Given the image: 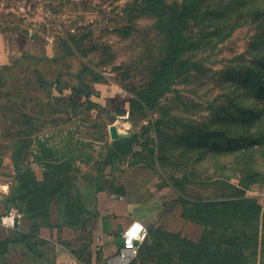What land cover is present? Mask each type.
I'll list each match as a JSON object with an SVG mask.
<instances>
[{
  "label": "rangeland",
  "instance_id": "1",
  "mask_svg": "<svg viewBox=\"0 0 264 264\" xmlns=\"http://www.w3.org/2000/svg\"><path fill=\"white\" fill-rule=\"evenodd\" d=\"M111 125L141 134L136 154L114 156ZM17 139L38 178L46 146L69 187L135 206L150 233L135 264L165 259L152 229L198 260L256 234L241 255L264 264V0H0V190ZM242 201L256 222L217 206Z\"/></svg>",
  "mask_w": 264,
  "mask_h": 264
},
{
  "label": "crops",
  "instance_id": "2",
  "mask_svg": "<svg viewBox=\"0 0 264 264\" xmlns=\"http://www.w3.org/2000/svg\"><path fill=\"white\" fill-rule=\"evenodd\" d=\"M12 156L13 150L10 161L16 174ZM35 177L42 181L44 173L42 178ZM11 191L12 187L0 190V217L6 211L5 199ZM123 199L107 198L102 192H86L75 185L67 186L64 195L56 197L49 205L47 214L28 216L20 212L14 229L0 225V242L14 238L16 233L30 236L32 242L30 245L23 242L10 244L0 264H86L84 259L89 258L92 264H131L134 259L120 256L116 234L133 221L144 224L145 220L138 216L131 202ZM72 207L84 217L80 226L68 223ZM35 224L39 227L33 230ZM80 253L81 259L77 256Z\"/></svg>",
  "mask_w": 264,
  "mask_h": 264
},
{
  "label": "trees",
  "instance_id": "3",
  "mask_svg": "<svg viewBox=\"0 0 264 264\" xmlns=\"http://www.w3.org/2000/svg\"><path fill=\"white\" fill-rule=\"evenodd\" d=\"M192 9L193 7H186L179 13L177 18V34L180 39L186 29L188 17ZM175 64L176 61H173V63L169 62L163 65L161 69L168 73ZM30 146L31 140L17 139L16 146L13 148L12 160L14 163V170L16 173H21L18 177L17 184L15 187H12V191L5 199V212L11 209H17L19 212L28 216L47 214L49 211V205L56 197L63 196L67 189V182L58 177V173L65 172L68 164L64 163L65 159L60 158L58 155L59 153L55 149L42 146L41 154L38 157L44 168V178L42 181L36 180L35 174L31 173L32 171L30 167L23 169V160L27 157L26 151ZM113 151L114 156L123 158V156L118 154L115 150ZM217 206L220 207L219 209L221 211L226 212L229 217H232L235 220L239 219L241 222H247L249 224L256 222V217L259 214L258 211L254 212V208H251L252 206L248 205L246 201L219 203ZM81 209L84 210V206H81ZM68 223L72 226H80L84 223V217H80L75 207L70 208ZM38 227L39 225L35 224L33 230ZM255 231L258 232V229L255 228ZM151 234L152 237L156 236L154 240L157 243V251L165 252V259L161 261V264H252V262L248 260L249 258H243L241 253L244 249H250L258 245L256 234L252 237L247 236L246 240H243L242 242L234 239H227L229 246H226L227 250L224 251V253H221L219 249L215 254H206L205 252L207 250L204 248V251L202 250L200 254L205 256L198 260V254L196 253L199 248L198 245L186 239H182L179 235L167 231L152 229ZM149 235L150 233H148V239L146 242L141 245L139 255L148 242ZM16 242H23L27 245L32 243L30 236L19 235L17 233L14 238L10 237L1 241L0 263L2 262L3 255L8 252L9 245ZM162 242H165L168 247H163ZM85 249L88 250V248ZM234 249H236V252ZM84 251L82 250V253H84ZM77 256L80 259L82 258L81 253ZM89 256L91 257V253H89ZM175 259H177L179 263H175ZM84 261L86 264H92L90 258L86 260L84 259ZM135 263L136 261L134 259L131 264Z\"/></svg>",
  "mask_w": 264,
  "mask_h": 264
},
{
  "label": "built area",
  "instance_id": "4",
  "mask_svg": "<svg viewBox=\"0 0 264 264\" xmlns=\"http://www.w3.org/2000/svg\"><path fill=\"white\" fill-rule=\"evenodd\" d=\"M20 217H21V213L17 209H11V210H9V211H7L1 215L0 225L3 227H6L8 229H14L17 225L18 218H20ZM136 222H140V221H133L129 225H127L126 227L122 228L120 236L123 238L124 242L120 246V256L123 259L131 258L133 260V259L137 258V256L139 255V252H140L141 245L144 244L146 242V240L148 239V233H149L148 228L142 222H140L147 229V235L144 237L143 240H137L134 238L132 241V246L131 247L128 246L127 239H126V233L131 228V226ZM141 235H143V230L141 232ZM137 243H138V245H137Z\"/></svg>",
  "mask_w": 264,
  "mask_h": 264
},
{
  "label": "water",
  "instance_id": "5",
  "mask_svg": "<svg viewBox=\"0 0 264 264\" xmlns=\"http://www.w3.org/2000/svg\"><path fill=\"white\" fill-rule=\"evenodd\" d=\"M109 132H110L112 147L121 156L128 157L134 155L137 151V148L142 143L141 134L139 132L121 133L117 125H111L109 127ZM121 231L122 228H120V232ZM123 242L124 240L121 236L116 240V243L119 246H121Z\"/></svg>",
  "mask_w": 264,
  "mask_h": 264
},
{
  "label": "clouds",
  "instance_id": "6",
  "mask_svg": "<svg viewBox=\"0 0 264 264\" xmlns=\"http://www.w3.org/2000/svg\"><path fill=\"white\" fill-rule=\"evenodd\" d=\"M142 230H143V235H141ZM146 235H147V229L144 227V225L140 222L134 223L126 233L128 246L129 247L132 246V241L134 238L137 240H143Z\"/></svg>",
  "mask_w": 264,
  "mask_h": 264
}]
</instances>
